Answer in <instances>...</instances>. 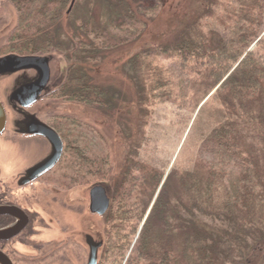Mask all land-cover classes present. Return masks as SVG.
<instances>
[{
    "label": "trees",
    "instance_id": "obj_1",
    "mask_svg": "<svg viewBox=\"0 0 264 264\" xmlns=\"http://www.w3.org/2000/svg\"><path fill=\"white\" fill-rule=\"evenodd\" d=\"M8 1L18 14L13 34L17 52L55 51L69 63L53 97L105 112L113 107L109 91L94 83L90 69L101 62L103 53L137 42L147 28L141 15L155 18L159 9L155 5L135 10L126 0L109 2L104 26L93 19L78 25L84 39L75 33L76 43L59 31L61 21L79 6L92 5L95 0ZM206 5L205 14L226 28L227 35L203 31L202 23H197L186 27L166 47L142 50L130 60L129 67L141 109L170 94L172 71L160 64L162 57L178 59L182 69L203 79V83L213 80L212 89L226 79L214 96L221 101L227 121L200 144L194 171L178 176L193 194L190 207L182 199L177 203L169 200L171 175L152 206L164 173L137 155L125 166L106 216V240L116 264L128 250L124 241L137 233L126 264H237L247 253L264 246V227L256 224L252 210L259 193L264 196L260 158L264 147H242L243 127L255 131L264 142V0H207ZM220 8L224 13L218 15ZM80 136L73 131L78 143L69 142L70 149H75V156L83 159L88 169L98 173L97 179H105L110 169L108 157L88 156V150L80 145ZM223 179L229 184L227 201L212 209L214 186ZM198 215L223 219L226 234L216 237L203 222L193 220ZM260 222L264 226V219Z\"/></svg>",
    "mask_w": 264,
    "mask_h": 264
},
{
    "label": "rangeland",
    "instance_id": "obj_2",
    "mask_svg": "<svg viewBox=\"0 0 264 264\" xmlns=\"http://www.w3.org/2000/svg\"><path fill=\"white\" fill-rule=\"evenodd\" d=\"M115 1L118 0H95L92 5L79 6L71 16L66 15L63 18L59 31L64 37L68 36L70 39L75 37V33L76 35L79 34L81 39H84L83 34L78 31V25L93 19L97 25L104 26V21L108 17L106 4ZM126 1L135 10L154 7L155 5H159V9L155 18L141 15L147 23V28L137 42L103 53L101 62L90 69V75L94 79V83L109 91V101L113 105L111 110L105 112L93 106L55 99L53 96L52 99L49 98L40 102L38 110L44 118L51 114L68 117L63 121L70 119L68 121L70 122L69 125H74L73 131L76 136L81 134L80 137L83 140L80 145L88 150L86 154L88 156L95 155L98 158L108 157L110 161L109 175L102 180V185L108 187L113 194L125 166L137 155L145 164L164 173L163 181L157 190L152 206L164 183L171 175L168 189L169 200L177 203V200L182 199L181 201L186 207H190L193 194L190 190L184 188L178 176L179 174L182 176L185 172L194 171L200 158V144L219 124L227 121L221 101L214 96L226 79L212 89L213 80L203 83V79L201 80L194 74L182 69L178 59L173 60L172 58L165 59L162 57L163 59L159 60L160 64L167 69L171 68L172 71L169 86L170 94L167 98H157L149 108L144 107L141 109L129 62L142 50L166 47L169 43L176 41L180 32L186 27H195L197 23H200V25L202 23L203 31L212 30L223 36L227 35V30L218 24L214 17L210 18V15L205 14L207 0ZM217 11H219L218 15L224 13L222 8ZM17 17L18 14L14 6L8 0H4L0 7V45L6 41L15 29ZM74 41L76 42V40ZM49 54L54 60L52 63L53 77L56 78V81L60 78L64 79L69 65L68 61L59 52L52 51ZM163 76H166V74H163ZM165 78H162L163 81H166ZM243 128L245 132V140H242L243 148H248L249 145H255L258 149L264 147V142L255 131L250 128L246 129L248 127ZM71 139L76 138L71 136ZM38 142L40 143V141ZM25 148V151L22 150L18 154H10L8 150H3L0 147L1 160L3 162L8 160L6 165L7 176L12 177L13 173L26 169L32 162L45 155V151L40 146L32 147L31 142L26 144ZM261 152V164L264 166V155ZM210 159L207 160L211 161ZM92 186L93 184L87 188L88 190L86 189V227L80 225L82 230L77 228L76 232L80 235L81 231L86 229V233H91L94 232V227H96L98 229L97 234H99L98 239H104V247L100 251L99 263L116 264L117 259H113L112 253L109 252L110 244L109 242L107 244L106 240L107 225L105 219L94 218L88 211L89 191ZM228 190L227 179L216 182L211 204L212 209L220 208L225 204ZM39 193L42 196V191H39ZM151 208L147 212L145 220ZM178 209H182V207H178ZM252 210L256 224L263 228V222L260 221L264 219V196H261L260 193L255 198ZM74 217L76 215L72 213L65 215V218L70 220ZM193 220L197 224L203 222L204 226L218 238L226 234L227 226L222 222L223 219L203 218L198 215ZM137 237L138 233L136 236H132L129 241H124L128 246V250L123 259L119 260V264L127 263ZM176 241H178V237ZM79 242L82 244H77L76 249L71 246L63 255L66 259L69 258V264H87L89 249L84 251L82 238ZM23 260L27 259L23 258ZM49 264H63V262L57 260ZM237 264H264V246L247 253L244 261Z\"/></svg>",
    "mask_w": 264,
    "mask_h": 264
},
{
    "label": "flooded vegetation",
    "instance_id": "obj_3",
    "mask_svg": "<svg viewBox=\"0 0 264 264\" xmlns=\"http://www.w3.org/2000/svg\"><path fill=\"white\" fill-rule=\"evenodd\" d=\"M2 2L4 0H0V7ZM14 32L15 29L0 45V105L5 113V128L0 134V147L8 150L10 154H18L22 150L25 151L27 148L25 145L31 142L32 147L40 146L45 151V155L32 162L26 169L13 173L12 177L6 175L8 160L3 162L0 158V232L22 225V222L26 223L17 234L8 238L0 236V253L5 255L12 264H49L57 260L62 261L63 264H69V258L66 259L63 255L71 246L76 249L77 244L81 245L79 240L82 238L84 251L89 249L88 264L91 254V247L88 243V237H90L93 242L102 243L98 251V264H100L99 257L104 247V239H98V229L94 227V232L91 233H86L84 229L80 235L76 231L82 230L80 225L86 227V189L93 184L89 191L88 211L90 215L97 219L103 218L105 222L114 201L113 192L102 185V180L97 179L98 173L88 169L83 159L78 160L79 157L75 156V149H70L69 142H78L76 139H68L73 137L70 126L74 127L73 124L69 125L70 119L63 121L68 117L65 118V115L59 117L55 114L44 118L38 110L40 102L52 99L51 97L63 80L60 78L57 82L53 77V58L50 61V80L47 88L40 93L38 92L40 74L37 69L18 70L16 64L2 63L1 60L11 56H48L51 58L49 53L43 55L32 51L24 54L17 52ZM35 95L38 99L32 101ZM39 122L60 136L63 142V153L52 169L41 176L30 179L28 171L53 152L50 141L45 136L35 133ZM96 186L104 187L110 199L109 208L104 215L92 213L90 209L91 192ZM39 191H42V196ZM71 213L76 217L71 220L66 219L65 215ZM98 228L100 231V225Z\"/></svg>",
    "mask_w": 264,
    "mask_h": 264
},
{
    "label": "water",
    "instance_id": "obj_4",
    "mask_svg": "<svg viewBox=\"0 0 264 264\" xmlns=\"http://www.w3.org/2000/svg\"><path fill=\"white\" fill-rule=\"evenodd\" d=\"M52 57L48 56H25V57H19V56H11L8 58H5L4 60H1L2 63H13L16 64L18 70L19 69H30L35 68L39 71L40 74V84L38 86V92H42V90H45L47 88L48 82L50 80V61ZM38 97L35 95L34 98H32V101L37 100ZM31 101V102H32ZM5 128V113L0 105V134L3 132ZM41 134L45 136L53 147V152L49 157H47L45 160L40 162L38 165H36L34 168H32L30 171H28V175L31 176L30 179H34L38 176H41L45 172L52 169L60 160L63 153V142L60 136L51 128L46 126L45 124L39 122L38 128L35 130V133ZM110 205V199L107 195V191L102 186H96L93 188L91 192V211L92 213L104 215ZM20 212L18 211V215ZM20 217V216H19ZM21 219V218H20ZM27 222V219L25 220ZM25 222H22V225H17L12 229L2 231L0 232V236L2 237H10L18 232L22 228H24ZM88 243L91 247V254L89 258L88 264H98V251L100 247H102V243H95L93 242L92 238L88 237ZM0 264H12V262L2 253H0Z\"/></svg>",
    "mask_w": 264,
    "mask_h": 264
}]
</instances>
